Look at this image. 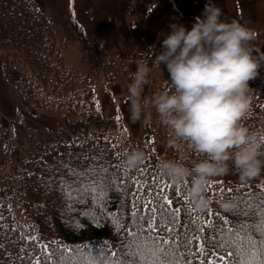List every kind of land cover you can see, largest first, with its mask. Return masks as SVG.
I'll return each instance as SVG.
<instances>
[{
  "label": "trees",
  "instance_id": "obj_1",
  "mask_svg": "<svg viewBox=\"0 0 264 264\" xmlns=\"http://www.w3.org/2000/svg\"><path fill=\"white\" fill-rule=\"evenodd\" d=\"M203 28L162 78H127L136 95L154 87L156 127L135 140L67 64L37 1L0 0L5 81L64 117L22 148L0 121V264H264V58ZM127 50L152 66V45ZM86 58L101 72L121 53Z\"/></svg>",
  "mask_w": 264,
  "mask_h": 264
},
{
  "label": "rangeland",
  "instance_id": "obj_2",
  "mask_svg": "<svg viewBox=\"0 0 264 264\" xmlns=\"http://www.w3.org/2000/svg\"><path fill=\"white\" fill-rule=\"evenodd\" d=\"M36 1L64 37L61 53L67 64L89 76L87 88L91 89L97 102L108 115L118 110L124 126L135 140L143 137L147 126L156 127L155 105L150 95L154 87L153 81L147 79V84L143 81L138 87L140 91L136 95L130 91L127 78L150 77L155 81L162 78L183 51L196 43L195 34L203 27L207 26L221 39L239 40L264 57L262 0ZM175 6L178 12L172 9ZM71 15L83 26L85 39L69 26ZM196 16L201 22L195 21ZM131 45H152V66L136 65L137 60L127 61V49ZM94 50L99 55L121 53V60L110 69L98 72L92 68L89 71L86 56ZM111 71L113 74H109ZM61 114L40 111L25 104L17 89L5 81L0 64V121L10 127L14 144L25 147L26 136L31 131L62 130L64 117ZM155 147L161 155L163 151L167 152L162 136Z\"/></svg>",
  "mask_w": 264,
  "mask_h": 264
}]
</instances>
